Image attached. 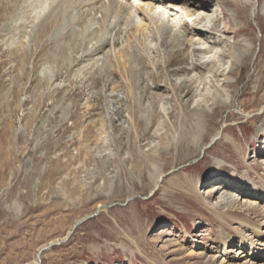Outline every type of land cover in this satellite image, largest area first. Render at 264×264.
<instances>
[{
  "label": "rangeland",
  "instance_id": "1",
  "mask_svg": "<svg viewBox=\"0 0 264 264\" xmlns=\"http://www.w3.org/2000/svg\"><path fill=\"white\" fill-rule=\"evenodd\" d=\"M1 1L0 264H242L248 261L254 250L238 248L232 230L226 231L234 247L223 250L215 235L218 221L205 205L174 190L173 184L188 178L201 186V196L210 195L205 203L233 219L230 228L239 230L237 222L243 220L264 231V2L235 0L239 7L234 10L229 4L232 0H209L201 28L216 23L222 29L218 37L224 40L214 39L210 43V36L205 33L203 37L207 39L196 45L201 44L204 52L192 58L187 46L184 49L187 51H182L181 56L185 54L182 60L173 52L176 48L183 49L182 38H190L194 27L189 18H178L180 0L166 8L176 17L168 15L172 27L170 42L173 36L180 37L172 45L166 38L169 47L161 46L162 41L153 34L154 21L159 17L148 21L149 16L142 9L144 0H119L132 6L128 10L133 20L125 14V23L119 25L122 32L110 35L114 39L111 46H105L110 39L109 30L102 35V42H95L98 39L92 31L98 29L99 14L93 22H88L92 26L88 24L90 29L83 32L84 38L80 34L79 43L74 42L75 30L82 32V29L75 25L79 15L69 0L17 1L20 4L16 0ZM38 3L44 6V13L39 14ZM144 14L146 20L142 18ZM51 17L60 20L49 29ZM179 20L188 23L187 35ZM176 23L181 29L175 27ZM142 24H149L141 32L142 45H147L144 47L139 33L134 31ZM224 30L229 33H223ZM56 33L58 38L54 36ZM225 44L234 52L250 48L245 60L238 59L237 65H232L228 53L223 55ZM76 50L80 52L76 54ZM208 50L221 51L219 55L223 56L224 71L216 79L200 63ZM63 51L65 58L59 55ZM121 52L127 56L125 60L130 62V68L138 71L139 78L147 79V83L143 82L146 88L145 84L133 90L127 87L129 77L121 74L118 64ZM54 56L59 59L55 60ZM134 56L140 64L134 65L136 61L133 64ZM181 66H186L188 71L174 73ZM229 70L233 74L227 75ZM196 71L202 72L206 84L195 85L190 88L193 91L184 85L178 87V80L186 76L197 79ZM227 82L232 84L226 85ZM187 91L189 94L185 95ZM150 96L155 99L151 100ZM204 98L206 103L199 105V100ZM149 102L157 104H153L155 110L149 108ZM201 110L206 114L199 122L196 117ZM154 111L157 118L152 120ZM196 122L201 123L200 127H194ZM195 129L200 132L196 146L182 142L183 136L176 143L180 133L184 135ZM156 171L160 179L154 188L151 177ZM225 183L232 186L236 183V191L247 194L237 198L239 203L230 209L217 198L221 194L217 185ZM232 186L224 187L227 193H236ZM255 240V248L264 252V240ZM241 251L245 255L239 256ZM263 262L258 260L257 264Z\"/></svg>",
  "mask_w": 264,
  "mask_h": 264
},
{
  "label": "bare ground",
  "instance_id": "2",
  "mask_svg": "<svg viewBox=\"0 0 264 264\" xmlns=\"http://www.w3.org/2000/svg\"><path fill=\"white\" fill-rule=\"evenodd\" d=\"M1 1V0H0ZM3 1H5V3H6V0H3ZM9 1V0H8ZM17 1H20L21 2V0H16L15 2H17ZM59 2H61L62 0H58ZM57 1V2H58ZM144 1H146L144 4H142V9H144V11H145V13H146V15L147 16H149V19H148V21L150 22V21H153V20H155L156 19V17H159V19H158V21L156 22V21H154L155 22V24H154V26H155V33H153V34H155L156 35V37H157V39H159V41L161 40L162 41V45L161 46H168V44L169 43H167V41H166V38H169V42H170V40L172 39V37H171V35H170V32L172 31L171 29H172V27L170 26V21H169V16L168 15H170V16H172L173 15V12H168L167 10H166V8H170V7H168L167 5L168 4H171V3H176L178 0H144ZM208 1L209 0H180V4H181V11H179L178 12V18L180 19V18H183V19H185V18H189L190 19V21H191V23H192V25L191 26H193L194 27V29L190 32V34H189V37L190 38H192V39H190V38H188L187 36H185V38H182V42H181V44L182 45H180V46H182L183 47V49H178V48H176V50L173 52V54L175 55V54H178V55H180L181 56V54H183L182 53V51H184V49L187 47V46H190L189 48H190V53L191 54H189V55H191V57L193 58V56H194V54H196V53H199V54H201V53H203L204 51H201V44L199 45V47L198 46H196L197 45V43H200L199 41L201 40V39H203V38H206V37H203L204 36V34L206 33L207 35H209L210 37H208L210 40H211V42L210 43H213L215 40L217 41H223V40H221V39H219V37H218V33H221V30H219L218 28H217V26H216V23H214V25H213V23H212V25H210V27H205V29H202L201 28V21H203V18H205V14H204V11H207L206 9H208L209 8V5H210V3H208ZM218 1H220V0H218ZM223 1H225V0H223ZM230 1V0H229ZM246 2H249V0H245ZM261 1H263L264 2V0H261ZM2 2V1H1ZM9 2H11V1H9ZM14 2V1H13ZM56 2V3H57ZM58 2V3H59ZM69 2L73 5H71L72 6V8L77 12V14L79 15L78 16V18H77V14H76V22H75V25L77 26V27H81V29H82V32H79V31H77V30H75V33H74V35H73V38H74V36H75V40H74V42L76 43V44H78L79 43V35L81 34H83V32L84 31H89V29H90V26H89V28H88V24L90 23L89 21H92V20H95L96 18V16L99 14L100 15V18H99V20L100 21H98L96 24L98 25V29L96 30V31H92V33H94V36H95V38L96 39H98V40H96L95 42H97V41H101L100 39H102V35L104 34V32H106V30H109L110 31V33L108 34L109 35V38H107V39H109L108 41H107V39L106 38H104V39H106V45L105 46H107L108 44L110 45L111 43V41L112 40H114L113 38H111L110 37V35L112 36V32H115V34H118V33H121L122 32V30L119 28V25L121 24V22H123L125 19L123 18L124 16H125V14H126V16H128L127 18H129V20L131 21V20H133V17H131V14H130V11L128 10V9H131V5L129 6L128 4H125L124 3V1H119V0H69ZM69 2H67V3H69ZM141 2V1H140ZM233 2V3H232ZM232 2H229V4H230V6L232 7V8H234V10H235V8L236 7H239V5H238V3L235 1V0H232ZM17 3H19V2H17ZM43 3V2H42ZM42 3H38L39 4V14L40 13H44L45 12V8H44V6L42 5ZM62 3H63V1H62ZM66 3V2H65ZM139 3V2H138ZM226 3V2H225ZM20 4V3H19ZM18 4V5H19ZM37 4V5H38ZM44 4V3H43ZM163 4H166V5H163ZM3 5V4H2ZM5 5H7V4H5ZM8 5H9V3H8ZM11 5V4H10ZM17 5V6H18ZM135 5H137V3H135ZM155 5L157 6V7H155ZM218 5V4H217ZM225 5H227V4H225ZM15 6V5H14ZM14 6H11V7H14ZM55 6V5H54ZM53 6V7H54ZM57 6V5H56ZM61 6L62 5H60V8H61ZM71 6H69V7H71ZM213 6V5H212ZM264 6V5H263ZM1 7V6H0ZM7 7V6H6ZM46 7V6H45ZM136 7V6H135ZM137 7H139V5L137 6ZM188 9H187V8ZM4 8V7H3ZM63 8H65V7H63ZM71 8V9H72ZM140 8V7H139ZM2 9V8H1ZM6 9V8H5ZM4 9V10H5ZM9 9V8H8ZM67 10H69L68 8H66ZM154 9V10H153ZM180 9V8H179ZM52 10V9H51ZM62 10V9H61ZM64 10V9H63ZM63 10L61 11V12H63ZM73 10V11H74ZM132 10V9H131ZM133 10H135L134 8H133ZM137 10V9H136ZM171 10V9H170ZM233 10V9H232ZM1 11H3V10H1ZM50 11V10H49ZM48 11V12H49ZM57 11V10H56ZM128 11H129V13H128ZM228 11V10H227ZM47 12V13H48ZM60 12V11H59ZM70 12V11H69ZM76 12H72V13H76ZM224 12V11H223ZM236 12V11H235ZM13 13V12H12ZM12 13H10V14H12ZM15 13V12H14ZM47 13H46V15H47ZM66 13V14H65ZM67 13L68 12H64V14L65 15H67ZM49 14V13H48ZM51 14V13H50ZM49 14V15H50ZM53 14V13H52ZM64 14H62V15H64ZM130 14V15H129ZM75 15V14H74ZM221 15V14H220ZM226 15V14H225ZM13 16V15H12ZM67 16H69V15H67ZM67 16H65V17H67ZM147 16H145V14L142 16V18L143 19H145V17H147ZM212 16H214V15H212ZM43 17H44V15H43ZM62 17V16H61ZM209 17V16H208ZM215 17V16H214ZM213 17V18H214ZM219 17V16H218ZM222 17V16H221ZM49 18V17H48ZM47 18V19H48ZM52 18V17H51ZM50 18V22H49V25L48 24H46V26H47V28H49L50 29V25H54V24H57L58 23V21L60 20L59 18H55V19H51ZM68 18V17H67ZM66 18V19H67ZM70 18H71V15H70ZM69 18V19H70ZM126 18V17H125ZM172 18H176L175 17V15H173L172 16ZM211 18V17H210ZM213 18H212V21H213ZM43 19V18H42ZM73 19V18H72ZM71 19V20H72ZM147 19V18H146ZM145 19V20H146ZM182 19V20H183ZM218 19V18H217ZM44 20H45V18H44ZM215 20V19H214ZM222 20V19H221ZM227 20V19H226ZM225 20V21H226ZM62 21H63V19H62ZM66 21V20H65ZM70 21V20H69ZM127 21V20H126ZM207 21H209V20H207ZM223 21V20H222ZM89 22V23H88ZM93 22V21H92ZM158 22H159V25H157L158 24ZM214 22V21H213ZM219 22V21H218ZM44 23V22H43ZM48 23V22H47ZM71 23V22H70ZM124 23H125V21H124ZM178 23V22H177ZM176 23V24H177ZM179 23H180V25L182 26V30H184L185 31V33H186V35L189 33V25H188V23L187 22H183V21H181V20H179ZM206 23V22H205ZM210 23V22H209ZM221 23V22H220ZM39 24V23H38ZM37 24V25H38ZM65 24V23H64ZM92 24V23H91ZM91 24H89V25H91ZM199 24H200V26H199ZM203 24V23H202ZM206 24H208V23H206ZM70 25V24H69ZM74 25V24H73ZM94 25V24H93ZM149 25V24H148ZM147 25V26H148ZM152 25V24H151ZM157 25V26H156ZM172 25V24H171ZM218 25V24H217ZM223 25V24H222ZM225 25V24H224ZM41 26V25H40ZM44 26V25H43ZM43 26H41V27H43ZM46 26H44V27H46ZM64 26V25H63ZM66 27H69L70 28V26H68V25H65ZM65 26H64V28H65ZM76 26H75V28H76ZM92 26V25H91ZM147 26H144L143 24L141 25V26H137V27H135L134 28V31H135V33H139L138 35H140V37L139 38H141V36H143V34H141V32L142 31H144V30H146L147 29ZM37 27H39V26H37ZM40 27V28H41ZM128 27V26H127ZM173 27H174V25H173ZM175 27H177L178 29H179V27H178V24H177V26H175ZM223 27V26H222ZM227 27V26H226ZM229 27V26H228ZM39 28V29H40ZM46 28V29H47ZM58 28V27H57ZM62 29H63V27H61ZM61 28H59V30L61 29ZM43 29H45V28H43ZM74 29V28H73ZM180 29H181V27H180ZM227 29V28H226ZM54 30V29H53ZM58 30V31H59ZM70 30H72V29H70ZM128 30V29H127ZM149 30V29H148ZM176 31H177V29H175ZM36 31H37V29H36ZM46 31V30H45ZM52 31V30H51ZM62 31H64V30H62ZM61 31V32H62ZM230 31H232V30H230ZM234 31V30H233ZM66 32V29H65V31H64V33ZM69 32H71V31H67V33H69ZM73 32V31H72ZM71 32V33H72ZM85 32V33H86ZM181 32V31H180ZM35 33V32H34ZM45 33V32H44ZM90 33V32H89ZM176 33V32H175ZM223 33H229V31L228 30H224L223 31ZM87 34V33H86ZM179 34H181V33H179ZM222 34V33H221ZM39 35H41V34H39ZM45 35V34H44ZM57 35V38L59 37L58 35H59V33L57 34H54V36H56ZM61 35V34H60ZM63 35V34H62ZM61 35V36H62ZM66 35V34H65ZM80 35V36H81ZM90 36L92 35V34H89ZM105 35H106V33H105ZM108 35H106V36H108ZM154 35V36H155ZM173 35V34H172ZM175 35H177V34H175ZM217 35V36H216ZM250 35V34H249ZM51 36V35H50ZM64 36V35H63ZM86 36V35H85ZM104 36V35H103ZM165 36H167V37H165ZM178 36H180V35H178ZM199 36H200V39H199ZM223 36V35H222ZM38 37V36H37ZM36 37V38H37ZM52 37V36H51ZM50 37V38H51ZM66 37H67V35H66ZM87 37V36H86ZM89 37V36H88ZM88 37H87V39H88ZM92 37H93V35H92ZM113 37V36H112ZM155 37V38H156ZM174 38H173V41L172 42H170L171 43V45H172V43L175 41L176 43L179 41V38L177 39L176 37L177 36H173ZM225 37V36H224ZM54 38V37H53ZM56 38V37H55ZM61 38V37H60ZM72 38V39H73ZM81 38L83 39L84 37H83V35L81 36ZM143 38V37H142ZM141 38V45H142V43L144 42V39H142ZM86 39V38H85ZM104 39H103V41H104ZM207 39V38H206ZM215 39V40H214ZM40 40V39H39ZM38 40V41H39ZM47 40V39H46ZM51 40H52V38H51ZM63 41H64V39H62ZM91 40V39H90ZM50 41V40H49ZM87 41V40H86ZM88 41H89V39H88ZM207 41H209V40H207ZM35 42H37V41H35ZM41 42V41H40ZM43 42V41H42ZM102 42V41H101ZM100 42V43H101ZM139 42V41H138ZM45 43V42H44ZM53 43V42H52ZM67 43V42H66ZM85 43H88V42H85ZM90 43V42H89ZM91 43H92V41H91ZM90 43V44H91ZM175 43V44H176ZM209 42H207V44L209 45L210 44ZM42 44V43H41ZM54 44V43H53ZM71 44V43H70ZM90 44H87V45H90ZM102 44V43H101ZM103 44H104V42H103ZM115 44V43H114ZM174 44V45H175ZM219 44H221V43H219ZM218 44V45H219ZM224 44V43H223ZM222 44V45H223ZM46 45V44H45ZM49 45H51V43L49 44ZM59 45V44H58ZM72 45H73V43H72ZM86 45V46H87ZM95 46L94 47H96V45H97V43L96 44H94ZM100 45V44H99ZM98 45V46H99ZM146 45V44H145ZM144 45V46H145ZM213 45H216V42L214 43V44H212V46ZM67 47H68V45H66ZM76 46V45H75ZM79 46H81V45H79ZM85 45H84V47H86ZM97 46V47H98ZM111 46V45H110ZM143 45H142V47H144ZM147 46V45H146ZM179 46V45H178ZM209 46H211V45H209ZM61 47H63V45L61 46ZM60 47V48H61ZM67 47L65 48V49H67ZM90 48H91V46H89ZM99 47H101V46H99ZM102 47H103V45H102ZM169 47V46H168ZM174 47V46H173ZM205 47V46H204ZM224 52H223V55L224 54H226V53H228V55L230 56V60H231V64L232 65H237V63H236V61L238 60V59H243V60H245V54H246V52H249L248 50L250 49V48H246V49H244V50H239L238 52H234V51H232L231 49H230V45H228V44H225L224 46ZM55 48V47H54ZM104 48V47H103ZM147 48V47H146ZM188 48V47H187ZM210 48V47H209ZM212 48H214V47H212ZM212 48H210V49H212ZM59 49V48H58ZM76 49V48H75ZM80 49V48H79ZM95 49V48H94ZM100 49V48H99ZM102 49V48H101ZM100 49V50H101ZM152 49V48H151ZM153 49H155V48H153ZM206 49V48H205ZM68 50H70V47H69V49ZM84 50V49H83ZM86 50V49H85ZM87 50H89V48H87ZM93 50V49H92ZM98 50V49H97ZM156 50V49H155ZM222 50V51H223ZM56 51V50H55ZM76 51H78V50H76ZM95 50H93L92 52H94ZM185 51H187V50H185ZM184 51V52H185ZM205 51H207V50H205ZM209 52H205L204 53V57H205V59H204V61H200V63H201V66H203V68H206L209 72H211V74L213 75V78L214 79H216L218 76H220V74L224 71L223 69H222V65H223V58H221V57H223V56H221V54L219 55V53L221 52H219L218 53V51L216 50V51H214V50H212V51H210V50H208ZM59 52V51H58ZM64 53L63 54H59V55H62V58L64 57L65 58V55H66V52L65 51H63ZM80 51H78V52H75L76 54L77 53H79ZM87 52L88 51H86L85 53H86V55H87ZM91 52V51H90ZM91 52V53H92ZM101 52H102V50H101ZM136 52H138V51H136ZM85 53H84V55H85ZM96 53H98V51L96 52ZM100 53V52H99ZM172 53V52H171ZM187 53H189V52H187ZM23 54H24V52H23ZM28 54V53H27ZM58 54V53H57ZM81 54L83 55V52H81ZM94 54V53H93ZM92 54V55H93ZM31 55H32V53H31ZM71 55V54H70ZM86 55H85V57H86ZM91 55V56H92ZM96 55V54H95ZM130 55V54H129ZM134 55V54H133ZM135 55H137V54H135ZM168 55V54H167ZM177 55V56H178ZM227 55V54H226ZM27 56V55H26ZM30 56V55H29ZM69 55H67L66 57H68ZM88 56V55H87ZM91 56L90 57H88V58H91ZM94 56V55H93ZM138 56V55H137ZM166 56V55H165ZM170 56H171V54H170ZM184 56H185V54H184ZM184 56H181L182 57V60H183V57ZM197 56V55H196ZM201 56V55H200ZM225 56V55H224ZM28 57V56H27ZM56 57L57 56H54V59L56 60ZM119 60H118V64H119V68H120V70H121V74L123 75V76H125L124 74H126L129 78L128 79H126L127 80V87L129 88V89H132L133 90V88L135 89V88H137V87H140L141 85H144L143 84V82H146V80H144L143 78L141 79V78H139V75H138V71L137 70H134V69H132V68H130V62L129 63H126V60H125V58L127 57L126 55L124 56V54H123V52H121L120 54H119ZM129 58L131 57V56H128ZM139 57V56H138ZM141 57V56H140ZM139 57V58H140ZM168 57V56H167ZM190 57V56H189ZM69 58V57H68ZM80 58H81V56H80ZM129 58H127V59H129ZM147 58V57H146ZM169 58V57H168ZM180 58V57H179ZM188 58V57H187ZM197 58V57H196ZM260 58V57H259ZM24 59H25V57H24ZM57 59H59L58 57H57ZM84 59V58H83ZM133 61V64L135 63V61H136V64H134V65H137V64H140L141 62L139 61V60H137V57L136 56H134V57H132L131 58ZM142 59H143V57H142ZM165 59V58H164ZM172 59V58H171ZM246 59H247V57H246ZM55 60H53V61H55ZM80 60V59H79ZM82 60V59H81ZM112 60V59H111ZM130 60V59H129ZM169 60V59H168ZM174 60V59H173ZM182 60H181V62H182ZM184 60H185V58H184ZM195 60V59H194ZM200 60V59H199ZM74 61V60H73ZM149 60H147V62H148ZM165 61V60H164ZM72 62V61H71ZM82 62V61H81ZM116 62V61H115ZM114 62V63H115ZM140 62V63H139ZM145 62V61H144ZM161 62V61H160ZM184 62V61H183ZM189 62V61H188ZM192 62V61H191ZM194 62V61H193ZM247 62V61H246ZM61 63V62H60ZM155 63H157V62H155ZM163 63V62H162ZM161 63V64H162ZM164 63H166V62H164ZM190 63V62H189ZM188 63V64H189ZM62 64H65L64 62L62 63ZM143 64V63H142ZM141 64V65H142ZM153 64V63H152ZM178 64V63H177ZM57 65V64H56ZM116 65V64H115ZM132 65V64H131ZM155 65H158V63L157 64H155ZM160 65V64H159ZM166 65V64H165ZM184 65V64H183ZM192 65H194V64H192ZM139 66V65H138ZM145 66V65H144ZM143 66V67H144ZM151 66V65H150ZM188 66V65H187ZM191 66V65H190ZM194 66H196V68H198V66L197 65H194ZM242 66V65H241ZM136 67V66H135ZM134 67V68H135ZM163 67V66H162ZM177 67V66H176ZM192 67V66H191ZM104 68V67H103ZM116 68H117V65H116ZM136 68H138V67H136ZM145 68H147V66H145ZM172 68V67H171ZM233 68V67H232ZM254 68V67H253ZM107 69V68H106ZM139 69V68H138ZM144 69V68H143ZM142 69V70H143ZM174 69V68H173ZM201 69V68H200ZM200 69H197V70H200ZM229 69V68H228ZM157 70V69H156ZM191 70V69H190ZM104 71V70H103ZM109 71H111V70H109ZM188 71V68L186 67V66H181L180 68H177V69H175L174 70V73H176V72H178V73H183V72H187ZM104 72H106V71H104ZM117 72H118V74H119V71H118V68H117ZM144 72V71H143ZM142 71H141V73H143ZM171 72V71H170ZM191 72V71H190ZM195 72V71H194ZM201 71H196V76H197V79L195 78V76H194V78L192 77V76H186V78H184V79H181V80H178L179 81V85H178V87L180 88V86H183L184 88L186 87L187 89H189V90H191L190 88H192V87H194L195 85H200L201 84V82L203 83V84H206V81H205V79H204V77H203V74H202V72L200 73ZM226 72V71H225ZM233 71L232 70H229V71H227V75H230V74H233L232 73ZM124 73V74H123ZM140 73V72H139ZM153 73V72H152ZM155 73H156V71H155ZM115 74V73H114ZM144 74V73H143ZM145 74H148L147 72L145 73ZM144 74V75H145ZM150 74V73H149ZM158 75H159V73H157ZM161 74V73H160ZM186 74V73H185ZM210 74V75H211ZM225 74V73H224ZM142 75V74H141ZM188 75V74H187ZM105 76H106V74H105ZM162 76V75H161ZM166 76V75H165ZM185 76V75H184ZM224 76V75H223ZM147 77V76H146ZM168 77V76H167ZM231 77V76H230ZM111 78V77H110ZM148 78V77H147ZM161 78V77H160ZM219 79V78H218ZM225 79V78H224ZM125 80V79H124ZM164 80V79H163ZM94 81V80H93ZM122 81H123V79H122ZM161 81V80H160ZM216 81V80H215ZM209 82H210V80H209ZM147 83V82H146ZM170 83V82H169ZM169 83H167V84H169ZM178 83V82H177ZM215 83V82H214ZM113 84V83H112ZM161 84V83H160ZM159 84V85H160ZM166 84V85H167ZM175 84V83H174ZM213 84V83H212ZM226 85L227 84H229V82H227V83H225ZM230 84H232V83H230ZM229 84V85H230ZM114 85V84H113ZM164 85V84H163ZM170 85H172V84H170ZM169 85V86H170ZM177 85V84H176ZM202 85V84H201ZM214 85V84H213ZM150 86H151V84H150ZM153 86V85H152ZM158 86V85H157ZM232 86H235V85H232ZM144 87L146 88L147 87V85L145 84L144 85ZM144 87H142V88H144ZM149 87V86H148ZM172 87V86H171ZM198 87V86H197ZM201 87V86H200ZM222 87V86H221ZM127 88V89H128ZM150 88V87H149ZM158 88V87H157ZM170 88V87H169ZM151 89V88H150ZM150 89H149V91H150ZM159 89V88H158ZM164 89V88H163ZM173 89H175V88H173ZM178 89V88H177ZM187 89H185V90H187ZM199 89V88H198ZM248 89V88H247ZM112 90V89H111ZM170 90H172V89H170ZM249 90V89H248ZM138 91V90H137ZM140 91H141V89H140ZM148 91V90H147ZM181 91V90H180ZM191 91H193V90H191ZM203 91V90H202ZM139 92V91H138ZM145 92V91H144ZM151 92H152V90H151ZM184 92V91H183ZM133 93V92H132ZM140 93V92H139ZM142 93V92H141ZM148 93V92H147ZM153 93V92H152ZM161 93H162V91H161ZM207 93V92H206ZM257 93V92H256ZM129 94V93H128ZM157 95H158V93H156ZM179 94V93H178ZM187 94H189V91H187L186 93H185V95H187ZM205 94V93H204ZM203 94V96H205ZM138 95V94H137ZM143 95H144V93H143ZM142 95V96H143ZM151 95V94H150ZM183 95V94H182ZM196 95V94H195ZM194 95V96H195ZM207 95V94H206ZM129 96V95H128ZM131 96V95H130ZM145 96H146V94H145ZM177 96V95H176ZM189 96V95H188ZM187 96V97H188ZM202 96V97H203ZM150 97H152V96H150ZM155 96H153L152 97V99L151 100H153V99H155L154 98ZM190 97V96H189ZM208 97V96H207ZM132 98V97H131ZM143 98H144V96H143ZM148 98H149V95H148ZM184 98V97H183ZM140 99V98H139ZM157 99V98H156ZM192 99H193V97H192ZM133 100H134V97H133ZM202 100V99H201ZM201 100H199V105H202V104H200L201 102L202 103H206V99L204 98L202 101ZM208 100V99H207ZM117 101V100H116ZM182 101V100H181ZM184 101V100H183ZM191 101V100H190ZM218 101V100H217ZM127 102V101H126ZM117 103V102H116ZM155 102H153V103H151V102H149V108L151 109V108H153L154 109V106H156L157 104L155 103V105L153 106V104H154ZM187 103V102H186ZM131 104V103H130ZM136 104V103H135ZM189 105V104H188ZM195 105V104H194ZM193 106V105H192ZM141 109V108H140ZM157 109V108H156ZM191 109V108H190ZM139 110V109H138ZM155 110V109H154ZM193 110V109H192ZM199 110V109H198ZM141 111V110H140ZM140 111H138L139 113H140ZM148 111V110H147ZM142 112H144V111H142ZM142 112H141V114H142ZM131 113H132V111H131ZM147 113H149V112H147ZM146 113V114H147ZM118 114H119V112H118ZM140 114V115H141ZM151 114V113H150ZM185 114H187V113H185ZM194 114V113H193ZM206 113H205V111H203V110H201V112H199L198 113V115H199V117H196V119H197V121H201V119H204V115H205ZM250 113H247V115H249ZM131 115V114H130ZM134 114H132V116H133ZM139 115V116H140ZM143 115H145V114H143ZM171 115V114H170ZM197 115V116H198ZM186 116V115H185ZM130 117V116H129ZM184 117V116H183ZM120 118V117H119ZM133 118V117H132ZM155 118H157V113L154 111V113H153V116L151 117V119L152 120H155ZM110 119V118H109ZM185 121H186V119H185ZM109 122V121H108ZM150 122H151V120H150ZM149 122V123H150ZM183 122V121H182ZM154 123V122H153ZM152 123V124H153ZM111 124H112V122H111ZM151 124V123H150ZM201 124V123H200ZM200 124H198V122H196L195 124H194V127L195 128H198V126L200 127ZM136 127V126H135ZM138 127V126H137ZM140 128V127H139ZM191 129H192V127H191ZM137 130V129H136ZM135 131V130H134ZM200 131V130H199ZM138 132V131H137ZM200 133V132H199ZM199 133H198V131H197V129H195V130H191V131H189V132H187V133H185L184 132V135H182L181 133H180V137L178 138V140H177V142L176 143H178L179 141H180V139L182 138V136H183V140H182V142H184V143H186L187 145H189V144H193V147H194V145L196 146L197 145V140H199L198 139V137H199ZM145 134V133H144ZM147 135V134H146ZM166 136V135H165ZM216 136H218V134H216ZM144 137V136H143ZM148 137V136H147ZM164 137V136H163ZM159 140H160V138H158ZM168 139V138H167ZM172 139V138H171ZM170 139V140H171ZM212 139H214V138H212ZM162 140V139H161ZM160 140V141H161ZM174 143V142H173ZM176 143H174V144H176ZM180 143V142H179ZM187 145H186V147H187ZM170 147V146H169ZM189 147V146H188ZM199 148V147H198ZM235 148L237 149V151H239L238 150V148L235 146ZM136 157V156H135ZM135 159V158H134ZM131 161V160H130ZM132 162H133V159H132ZM135 162V161H134ZM136 162H137V160H136ZM142 162V161H141ZM141 162H139V163H141ZM138 163V164H139ZM143 163V162H142ZM141 163V164H142ZM135 164V163H134ZM144 164V163H143ZM140 166V165H139ZM157 166V165H156ZM154 171V170H153ZM152 181H153V184H154V188L155 187H157V184H158V182H159V179H160V175H159V173L156 171L155 173H152ZM181 180V183H179V184H173V189L174 190H179V191H181L182 192V194H186L187 196H189V197H192V198H194L195 200H197L199 203H202L203 205H205V208L214 216V218L218 221V224H217V227H216V238L218 239V241H219V244L222 246V248H223V250H229V249H231V247H234V243H233V239L231 238V236L227 233V231L226 230H232V231H235V233H236V236H237V239H238V248L240 247V249L241 250H243V249H245V248H247L248 247V249H250L251 251H253L254 250V255H251L250 254V256H248V261H246L245 263H242V264H257V261L258 260H264V252L263 251H260L259 249H257V248H255V246L257 245V240H255V239H262V240H264V231H262L259 227H257V226H254V225H251V224H249V223H246V222H244L243 220H239L237 223H238V225H239V227H240V229L239 230H237V229H233V228H230V225H231V223L233 222V219H229L230 218V216H229V218L227 217L228 215H226L225 214V212H219L217 209L215 210L214 209V207H213V209H211L206 203H205V201H207L209 198V194H205L206 196H201V186L199 187V186H197V184L195 185V183L193 182V181H191V180H189L188 178H181L180 179ZM212 183V182H211ZM226 185H224V184H218L217 185V188L221 191V194L217 197L218 198V200H219V203L223 206H225L226 208H229V207H231L233 204H235V206L239 203H237V198H241V197H243V196H247V194H243V193H239L238 191H236V189L238 190V186H236V183L235 184H233V186L232 185H230V183H225ZM199 185H201V184H199ZM224 185V186H223ZM221 186V187H220ZM229 186H232V187H234V191L236 192L235 194H234V192H232V194L231 193H227L226 191H227V188H224V187H228L229 188ZM214 188H215V186H214ZM213 188V189H214ZM258 191V190H257ZM238 192V193H237ZM170 195V194H169ZM209 195V196H208ZM220 204H219V206H220ZM239 208V207H238ZM230 209V208H229ZM230 211V210H229ZM234 213V212H233ZM232 214V213H231ZM201 216V215H200ZM234 224V223H233ZM207 226L208 227H210V224H208L207 223ZM263 226H264V223H263ZM259 246V245H258ZM236 254H239V252H237ZM241 254H243V255H245V252L244 251H241L240 252V254H239V256L241 255ZM264 263V262H263ZM263 263H261V264H263ZM35 264V263H34ZM152 264H154V262L152 263ZM220 264H222V263H220ZM225 264V263H224ZM235 264H238V263H235Z\"/></svg>",
  "mask_w": 264,
  "mask_h": 264
}]
</instances>
